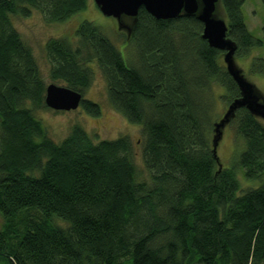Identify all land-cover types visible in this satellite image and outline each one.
I'll return each mask as SVG.
<instances>
[{
  "label": "trees",
  "instance_id": "obj_1",
  "mask_svg": "<svg viewBox=\"0 0 264 264\" xmlns=\"http://www.w3.org/2000/svg\"><path fill=\"white\" fill-rule=\"evenodd\" d=\"M245 1L219 0L240 60L262 47L247 30ZM86 5L0 0V264H264V122L245 107L229 120L243 144L237 166L259 182L242 190L212 147L215 125L240 91L194 16L156 20L141 8L125 42L135 64L87 21L75 42L44 45L49 79L81 94L92 118L100 108L83 94L96 66L111 108L141 127L148 181L138 178L126 136L96 140L73 126L59 144L47 137L34 115L49 110L46 85L9 16L34 10L62 24ZM248 71L264 75V59ZM25 212L38 218L17 221Z\"/></svg>",
  "mask_w": 264,
  "mask_h": 264
},
{
  "label": "rangeland",
  "instance_id": "obj_2",
  "mask_svg": "<svg viewBox=\"0 0 264 264\" xmlns=\"http://www.w3.org/2000/svg\"><path fill=\"white\" fill-rule=\"evenodd\" d=\"M243 15L247 30L262 41V47L253 50L245 59H234L235 67L240 70L245 80L252 84L259 97L264 99V75L250 74L249 65L254 58L264 59V8L259 0H246L243 5ZM214 17L226 21L221 5L218 3L215 8ZM11 28L18 35L21 43L31 50L39 74L44 84H55L65 87L61 82H51L49 79V64L46 59L44 45L50 39H66L75 42L74 32L78 25L84 21L92 23L100 28L108 40L122 54L123 58L135 64L133 50L125 42L133 26V19L122 17L119 21L103 16L93 0H87L86 9L73 16L70 20L62 24L46 23L42 16L31 11L27 17L9 16ZM92 80L83 94V99L97 104L100 108V116L92 118L86 115L79 106L74 111L55 112L52 110H42L35 112L47 135L54 143H61L70 133L73 126L81 127L85 132L96 140H115L126 136L132 147L133 162L137 168L140 181H148V174L144 169L142 161L143 136L139 125L130 124L114 109L111 108L106 99L105 82L95 65H92ZM217 93V90H216ZM222 107V106H221ZM223 111L216 105L214 112ZM242 142L235 137V133L229 124L221 129V138L216 148V157L219 166L223 169L235 171L242 190L255 188L258 181L246 180L242 171L237 166L239 155L242 152ZM27 217L38 218L35 212H25L18 216L17 221ZM34 219V220H35ZM58 220V219H57ZM0 218V228L3 226ZM57 226H67L62 221H52Z\"/></svg>",
  "mask_w": 264,
  "mask_h": 264
},
{
  "label": "water",
  "instance_id": "obj_3",
  "mask_svg": "<svg viewBox=\"0 0 264 264\" xmlns=\"http://www.w3.org/2000/svg\"><path fill=\"white\" fill-rule=\"evenodd\" d=\"M93 2L103 16L117 20L118 27L122 17L133 19L134 26L141 8L156 20H171L183 15L194 16L202 24L201 38L207 42L210 48L223 52L222 62L241 95L227 108L221 120L215 125L212 144L215 157L216 148L221 138V129L229 124V120L237 108H247L253 116L264 122V99L259 97L254 86L247 82L240 70L235 67L234 52L236 48L234 43L226 37V22L214 17L219 0H93ZM81 101V94L66 87L51 83L45 88L44 104L49 110L55 112L74 111L79 107Z\"/></svg>",
  "mask_w": 264,
  "mask_h": 264
}]
</instances>
